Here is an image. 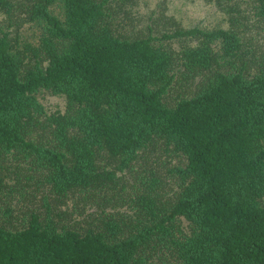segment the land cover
I'll use <instances>...</instances> for the list:
<instances>
[{
  "label": "trees",
  "instance_id": "16d2710c",
  "mask_svg": "<svg viewBox=\"0 0 264 264\" xmlns=\"http://www.w3.org/2000/svg\"><path fill=\"white\" fill-rule=\"evenodd\" d=\"M206 1L0 0V264H264V0Z\"/></svg>",
  "mask_w": 264,
  "mask_h": 264
},
{
  "label": "rangeland",
  "instance_id": "374dc122",
  "mask_svg": "<svg viewBox=\"0 0 264 264\" xmlns=\"http://www.w3.org/2000/svg\"><path fill=\"white\" fill-rule=\"evenodd\" d=\"M164 1V2H163ZM148 12L159 3H165L170 11L187 25L200 24L202 27L213 28L222 24L221 13L206 0H144ZM22 33L28 41H36L39 36L40 28L35 25L23 27ZM39 99L48 111H59L65 108V99L63 96L51 95L42 91L39 93Z\"/></svg>",
  "mask_w": 264,
  "mask_h": 264
}]
</instances>
